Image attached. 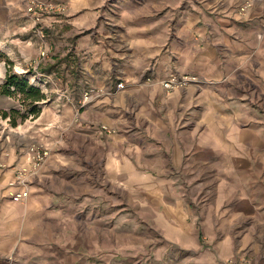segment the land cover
Instances as JSON below:
<instances>
[{
    "label": "rangeland",
    "instance_id": "374dc122",
    "mask_svg": "<svg viewBox=\"0 0 264 264\" xmlns=\"http://www.w3.org/2000/svg\"><path fill=\"white\" fill-rule=\"evenodd\" d=\"M62 1L66 4L64 13L42 16L33 26L25 12V0H0V83L9 69L25 75L46 96L39 113L16 126L0 118V181L15 185L12 175L17 169L27 170L23 160L28 150L41 145L47 152L45 160L25 182L62 195L66 213L76 224L77 233L67 228L64 240L58 242V253L46 263L201 264L197 256L209 253L214 258L211 264H250L252 243L245 237L251 217L221 219L218 214L248 201L251 154L258 157L264 153V49L252 51L251 57L240 59L238 64L221 65L227 73L223 79L216 78L217 65L209 66V72L202 65L197 72L188 73L198 79L190 83L199 94L196 98L203 97L209 103L208 125H200L199 108L193 106L185 113V125L180 121L175 128L169 121L165 124L171 128L159 129L132 100L124 98L126 105L121 109H109L115 106L111 105L118 91L115 84L123 81L124 75L117 59L130 62L133 58L131 41L123 30L127 25L139 22L147 26L159 19L172 28V34L185 14L217 9L218 0ZM245 1H235L232 10L246 14L252 3L240 13L239 6ZM88 9L92 12L84 25H74L71 17L85 15ZM45 17L68 21L60 27L49 18L43 21ZM262 26L254 33L258 39L264 36ZM79 38L98 39L111 58H116L111 61L109 77H103L100 84L89 71L94 61L91 53L73 51ZM42 50L45 54L40 56ZM219 51L225 55V49ZM155 70V62L150 60L138 73L136 84L159 86L146 80L161 79ZM84 90H91L92 96L83 104ZM103 94L110 96L106 105L98 101ZM18 98L16 94L0 96V107L15 106L22 112ZM107 118L111 123L105 122ZM172 139L187 144L186 157L180 161L173 159L177 147L169 141ZM152 149L160 152L152 153ZM120 150L137 165L149 168L152 175H109L107 156ZM204 151L206 156L198 155ZM255 164L263 165L264 160ZM157 165L161 167L158 176L151 170ZM229 190L235 193L223 205ZM170 210L194 223L190 225L195 228L192 233L199 234L195 246H187L183 237L177 241L171 237ZM190 226L183 228L192 231ZM228 236L234 239L235 256L214 257L217 241ZM9 259V264L16 263Z\"/></svg>",
    "mask_w": 264,
    "mask_h": 264
},
{
    "label": "crops",
    "instance_id": "0c3cea01",
    "mask_svg": "<svg viewBox=\"0 0 264 264\" xmlns=\"http://www.w3.org/2000/svg\"><path fill=\"white\" fill-rule=\"evenodd\" d=\"M235 1L237 0H218L217 9L206 8L200 10L196 15L185 14L184 19H181L172 34L170 32L172 28L168 24L165 25V22H160L159 19H155L157 22L150 21L147 26L141 25L139 22L125 26L123 33L131 41L133 58L130 62L117 59V61L120 60V70L124 72L122 79L125 88L117 91L114 102L112 104L109 102V105L115 106H110L109 109H121L126 105V99L132 100L140 105L153 127L163 129L171 128L165 124L169 121L174 123L175 128L180 121H184L181 125H185L187 109L198 106L199 123L207 126L209 103L203 97L199 100L196 98L199 94L194 93L190 88L192 84L185 90H175L164 94L159 86L148 88L138 86L139 84H136L137 75L151 60L156 64L157 78L166 77L174 72L194 73L200 70L202 65H206L207 72H209V66L217 65L216 78L223 79L227 73L221 70V65L238 64L240 59L251 57L252 51L264 49V36L258 39L254 34L264 25V0H253L251 7L244 15L232 10L231 7ZM205 2L207 3V0ZM79 11L82 12V8ZM86 12L85 15L71 17L74 25L78 27H80V23L84 25V19L92 10L88 9ZM66 17L64 16V18ZM48 18L60 27L68 21L63 22L62 18L54 17H45L43 21ZM153 22L156 23L153 24ZM80 40L82 41L81 45H79ZM102 44L98 39L79 38L72 46L75 53L76 51L81 52L82 55L91 53V59L94 61L89 65V71L94 72L97 84H100L103 77H109L111 61L116 59L111 58L108 49H104ZM219 49H225V55ZM241 50L243 51L241 52ZM113 53L116 52L113 50ZM212 70L211 68L210 71ZM108 95H101L98 101H104L102 104L106 105L110 98ZM105 122L111 123L108 118ZM253 133L254 139H256L258 132ZM169 141H174L177 147L176 151L174 150L172 153L174 161H180L179 159L186 157L184 145L187 144L183 140L172 139ZM219 142L217 139L216 145ZM158 152L160 151L154 150L152 153L158 154ZM198 155L206 156V151ZM130 159V156L121 150L114 155L107 156L109 175L116 177L152 175L149 173V168L137 165ZM256 160H264V153L258 157L256 154H251L252 179L248 201L243 199L242 201L246 200V202H238L231 208L228 206L220 210L218 215L221 219L232 218L233 220H237L245 214L251 217V227L248 228V234L245 237L246 240L251 239L252 243L250 264H264V164L257 166ZM23 161V165L27 166L24 176L34 174L35 171H33L28 156ZM16 163L18 166V161ZM160 169V165L151 168L152 171L158 172L154 174L157 176L161 175ZM12 178L16 181L15 174L12 175ZM20 188L21 186L18 187L17 184L8 186L6 180L0 181V264H9V258H14L15 264H47V259L58 253L56 252L59 246L58 242L64 240L65 230L72 228V232L77 233L74 226L76 224L66 213L67 206L62 195L48 192L43 186L36 187L34 184H26L27 197L20 201L11 200L10 192ZM234 193L230 190L225 193L224 200L221 201L223 205ZM229 209L232 211L228 215ZM168 214V218L175 224L170 223L169 225L171 237L176 241L183 237L187 246H195L199 234L192 233L195 232V228H192L194 223L176 210H170ZM184 225H191L192 227L190 226L189 229L192 231L184 229ZM233 240L228 236L217 241L214 257H234L235 242ZM197 257L200 258L196 261L201 264H211L214 259L209 253H206L204 258L202 253Z\"/></svg>",
    "mask_w": 264,
    "mask_h": 264
},
{
    "label": "built area",
    "instance_id": "2783aa9c",
    "mask_svg": "<svg viewBox=\"0 0 264 264\" xmlns=\"http://www.w3.org/2000/svg\"><path fill=\"white\" fill-rule=\"evenodd\" d=\"M252 0H247L239 6V12L242 13L245 9L250 6ZM66 11V4L62 0H25V12L33 21V26L35 23L40 21L42 16L50 15V14H61ZM41 33V30H39ZM43 37V35L41 34ZM45 51L42 50L40 52V56H43ZM149 84L158 83V85L163 89L164 92L169 93L172 91H177L179 89L185 88L187 85L193 82H197L198 79L194 74L188 73H172L164 78L158 79L157 81L152 78L146 79ZM125 83L120 80L115 84V88L117 90L124 89ZM91 90H84L82 92V103L89 101L91 99ZM102 128L110 131L106 126H102ZM45 148L41 145H33L28 150V158L31 162L33 171H36L40 164L45 160L46 157ZM27 171V170H26ZM25 170L17 169L15 171L16 176V184L21 185V188L15 191L10 192L11 200L20 201L27 197L28 189L25 188ZM18 186V187H19ZM10 261V259H9ZM13 262V261H12ZM11 264H14L12 263Z\"/></svg>",
    "mask_w": 264,
    "mask_h": 264
},
{
    "label": "trees",
    "instance_id": "16d2710c",
    "mask_svg": "<svg viewBox=\"0 0 264 264\" xmlns=\"http://www.w3.org/2000/svg\"><path fill=\"white\" fill-rule=\"evenodd\" d=\"M18 95L21 110L15 106L0 107V118L5 119L11 126H16L28 116H36L40 111V103L46 98L44 92L37 86L30 84L25 75L7 69L3 81L0 83V96L11 97Z\"/></svg>",
    "mask_w": 264,
    "mask_h": 264
}]
</instances>
